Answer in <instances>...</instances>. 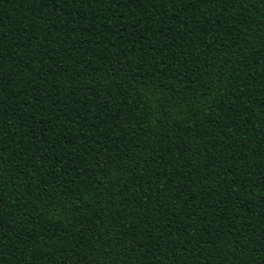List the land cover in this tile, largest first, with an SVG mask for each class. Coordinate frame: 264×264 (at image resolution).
<instances>
[{"label": "trees", "instance_id": "obj_1", "mask_svg": "<svg viewBox=\"0 0 264 264\" xmlns=\"http://www.w3.org/2000/svg\"><path fill=\"white\" fill-rule=\"evenodd\" d=\"M0 264H264V0H0Z\"/></svg>", "mask_w": 264, "mask_h": 264}]
</instances>
